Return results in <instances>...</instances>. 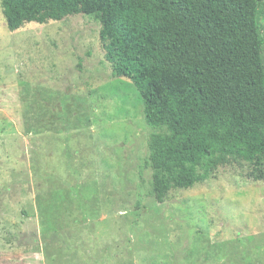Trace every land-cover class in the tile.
Instances as JSON below:
<instances>
[{"label": "rangeland", "instance_id": "rangeland-1", "mask_svg": "<svg viewBox=\"0 0 264 264\" xmlns=\"http://www.w3.org/2000/svg\"><path fill=\"white\" fill-rule=\"evenodd\" d=\"M99 32L88 14L11 31L0 3V264H264V182L155 199L152 128Z\"/></svg>", "mask_w": 264, "mask_h": 264}, {"label": "trees", "instance_id": "trees-1", "mask_svg": "<svg viewBox=\"0 0 264 264\" xmlns=\"http://www.w3.org/2000/svg\"><path fill=\"white\" fill-rule=\"evenodd\" d=\"M261 0H0L11 31L88 14L114 78L136 88L152 194L220 173L264 182Z\"/></svg>", "mask_w": 264, "mask_h": 264}]
</instances>
